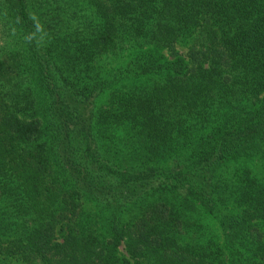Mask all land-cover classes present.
<instances>
[{
    "label": "trees",
    "instance_id": "16d2710c",
    "mask_svg": "<svg viewBox=\"0 0 264 264\" xmlns=\"http://www.w3.org/2000/svg\"><path fill=\"white\" fill-rule=\"evenodd\" d=\"M0 264H264V0H0Z\"/></svg>",
    "mask_w": 264,
    "mask_h": 264
}]
</instances>
